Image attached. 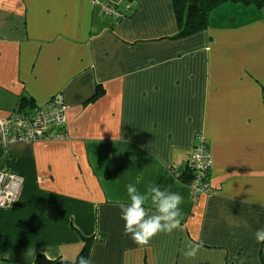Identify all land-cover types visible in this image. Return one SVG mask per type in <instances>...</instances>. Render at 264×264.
I'll use <instances>...</instances> for the list:
<instances>
[{
  "label": "crops",
  "instance_id": "crops-1",
  "mask_svg": "<svg viewBox=\"0 0 264 264\" xmlns=\"http://www.w3.org/2000/svg\"><path fill=\"white\" fill-rule=\"evenodd\" d=\"M58 95L67 140L0 145V173L24 179L0 209V264L74 262L85 238L89 264H264V7L225 4L182 37L172 0H0V119ZM200 134L211 192L192 201L177 174ZM128 184L179 193L181 227L137 246L120 218Z\"/></svg>",
  "mask_w": 264,
  "mask_h": 264
},
{
  "label": "built area",
  "instance_id": "built-area-1",
  "mask_svg": "<svg viewBox=\"0 0 264 264\" xmlns=\"http://www.w3.org/2000/svg\"><path fill=\"white\" fill-rule=\"evenodd\" d=\"M104 14L120 21L122 13L112 5H105ZM66 107L63 97L58 95L43 108L36 109L29 113H12L0 119V145L4 147L16 144H29L40 141H64L67 140L64 130L66 124ZM200 160L193 159L195 155ZM212 159L207 138L200 134L196 138V145L191 152L188 170L190 181L187 184L190 189L191 200L196 201L200 196L209 194L211 187L209 176L212 165L208 160ZM200 164V167H197ZM178 177V176H177ZM180 180V178L178 177ZM24 186V179L20 176L0 173V208H10L18 202Z\"/></svg>",
  "mask_w": 264,
  "mask_h": 264
},
{
  "label": "clouds",
  "instance_id": "clouds-1",
  "mask_svg": "<svg viewBox=\"0 0 264 264\" xmlns=\"http://www.w3.org/2000/svg\"><path fill=\"white\" fill-rule=\"evenodd\" d=\"M193 159L199 161L200 156L197 154ZM213 163V160H208L209 165ZM200 166L197 164V167ZM126 191L129 202L119 204L120 218L124 221L123 234L130 237L137 246H148L155 236L161 233L172 235L181 227L180 206L183 203V197L179 193L149 185L141 194L135 184H128ZM146 204L150 206L146 207ZM254 237L257 243H264V229L256 231ZM202 248L203 241L195 239L186 241L182 255L185 259H195ZM80 264H89V261L81 258Z\"/></svg>",
  "mask_w": 264,
  "mask_h": 264
},
{
  "label": "trees",
  "instance_id": "trees-1",
  "mask_svg": "<svg viewBox=\"0 0 264 264\" xmlns=\"http://www.w3.org/2000/svg\"><path fill=\"white\" fill-rule=\"evenodd\" d=\"M172 3L177 20L178 35L182 37H190L206 31L210 26V15L212 12L225 4L243 5L256 9H262L264 7V0H172ZM103 95L104 91L100 87L90 101L96 102ZM32 110H34L33 102L24 97L20 102L19 110L13 113H29ZM62 132H66L65 128L64 130L62 128ZM177 176L180 178V181L186 184L191 179L188 169L183 174H177ZM92 243L93 239H83L81 252L78 259L74 262L63 260L50 261L45 256L40 255L36 259L35 264H80L81 258L89 260Z\"/></svg>",
  "mask_w": 264,
  "mask_h": 264
},
{
  "label": "water",
  "instance_id": "water-1",
  "mask_svg": "<svg viewBox=\"0 0 264 264\" xmlns=\"http://www.w3.org/2000/svg\"><path fill=\"white\" fill-rule=\"evenodd\" d=\"M187 169H188V167H187Z\"/></svg>",
  "mask_w": 264,
  "mask_h": 264
}]
</instances>
